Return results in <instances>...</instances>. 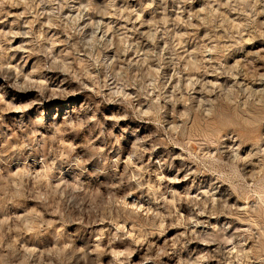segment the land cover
<instances>
[{"label": "rangeland", "instance_id": "1", "mask_svg": "<svg viewBox=\"0 0 264 264\" xmlns=\"http://www.w3.org/2000/svg\"><path fill=\"white\" fill-rule=\"evenodd\" d=\"M0 264H264V0H0Z\"/></svg>", "mask_w": 264, "mask_h": 264}]
</instances>
